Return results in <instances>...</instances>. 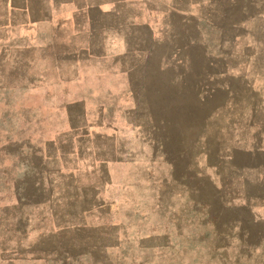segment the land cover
<instances>
[{
	"label": "rangeland",
	"instance_id": "1",
	"mask_svg": "<svg viewBox=\"0 0 264 264\" xmlns=\"http://www.w3.org/2000/svg\"><path fill=\"white\" fill-rule=\"evenodd\" d=\"M217 1L239 27L223 45L196 16L143 51L9 42L0 23V264L259 263L224 233L263 207L201 169L264 164V0ZM191 28L224 48L214 73L173 50Z\"/></svg>",
	"mask_w": 264,
	"mask_h": 264
},
{
	"label": "crops",
	"instance_id": "2",
	"mask_svg": "<svg viewBox=\"0 0 264 264\" xmlns=\"http://www.w3.org/2000/svg\"><path fill=\"white\" fill-rule=\"evenodd\" d=\"M217 0H0L2 7L1 32L6 35L5 39L9 42L24 41L25 43H38L43 40L53 44L61 41L67 46L73 42L90 43L89 48H95L93 44L100 40L98 48L127 50H145L152 49L151 44L159 41L161 35L168 31L171 25V17L175 19V25L182 27L191 21L193 23L196 16V28H202L207 32L213 27L214 30L221 33L220 41L223 45L228 41L227 35L231 29L239 32L238 26L217 23L213 21V11ZM245 5V0H242ZM205 11V13H204ZM222 15L224 12L220 10ZM200 12V13H199ZM204 13V16H203ZM184 17V18H183ZM217 28H214V27ZM198 32V31H196ZM192 34V28L190 29ZM120 35V38H118ZM189 43H180L175 45L173 50L181 53V58H186V51H200L204 65L210 72L213 71L215 61L223 62L224 48L218 47L213 42L212 37H206L205 43L201 41L194 42L193 34L190 35ZM209 39V40H208ZM72 40H75L72 42ZM8 42V43H9ZM264 63V56H258ZM228 60V57H227ZM262 70L261 73H263ZM226 73V78L222 80L230 81L231 77ZM210 74V73H209ZM224 77V76H223ZM222 78V77H221ZM236 77L234 78V80ZM212 74L204 79L199 77L198 81L212 82ZM207 165L204 169V175L214 168L217 178L221 179L225 188H229L231 183L238 185V192L254 204L264 209V164L257 166H246L247 162L244 156L241 160L226 159L225 155L207 154L204 156ZM264 158V157H257ZM217 161L219 164L214 166ZM258 161H261L258 159ZM264 161V160H263ZM238 163V164H237ZM215 174V175H216ZM213 177V176H212ZM226 178V179H224ZM214 180V178H213ZM223 180V181H222ZM232 186V185H231ZM257 190L252 194L249 189ZM252 206V205H250ZM253 206V207H254ZM230 239L252 241V253L255 260L254 264H264V217L255 219H242L227 223L225 233ZM258 242V243H257ZM251 253V254H252Z\"/></svg>",
	"mask_w": 264,
	"mask_h": 264
}]
</instances>
